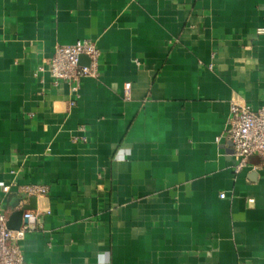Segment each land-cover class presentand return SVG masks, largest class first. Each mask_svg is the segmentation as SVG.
<instances>
[{
	"label": "crops",
	"instance_id": "obj_1",
	"mask_svg": "<svg viewBox=\"0 0 264 264\" xmlns=\"http://www.w3.org/2000/svg\"><path fill=\"white\" fill-rule=\"evenodd\" d=\"M261 29L264 0H0V204L36 214L25 264H264V161L236 173L225 137L232 101L264 107ZM80 39L99 75L73 92L39 68Z\"/></svg>",
	"mask_w": 264,
	"mask_h": 264
},
{
	"label": "built area",
	"instance_id": "obj_2",
	"mask_svg": "<svg viewBox=\"0 0 264 264\" xmlns=\"http://www.w3.org/2000/svg\"><path fill=\"white\" fill-rule=\"evenodd\" d=\"M259 33L264 34V29L259 30ZM82 57H86L89 64H82ZM100 57L101 51L91 39H80L69 45L57 44L53 56L46 65L39 68V71L47 70L55 85L64 82L73 92H78L85 78L98 77ZM129 87L130 84H127L126 88ZM81 130L86 129L82 127ZM225 137L232 144L237 161L236 173L248 166V159L251 156H257L264 161V107L253 110L247 104L232 101ZM220 139L217 138L216 142L219 143ZM83 140L86 139L83 138ZM12 188H16L17 192L23 196L21 203L50 193L48 185L20 186L16 183L4 186L3 193L10 194ZM220 197L224 199L225 194H221ZM15 210L18 209L9 210L0 204V264H25L23 242L27 234L35 229V225L30 222L31 219L36 218L33 210L24 211L22 224L18 230L11 229L10 217Z\"/></svg>",
	"mask_w": 264,
	"mask_h": 264
},
{
	"label": "water",
	"instance_id": "obj_3",
	"mask_svg": "<svg viewBox=\"0 0 264 264\" xmlns=\"http://www.w3.org/2000/svg\"><path fill=\"white\" fill-rule=\"evenodd\" d=\"M81 63H82V64H89V60H88L86 57H82V58H81ZM231 146H232V144H231ZM25 210H26V209L21 210V211H18V212H16L15 214H13V215L11 216V218H10V222H9V227H10L11 229L18 230V229L21 227V224H20L19 226H17V227L14 226V220L16 219L17 216H19L20 219L22 220V218H23V214H24V211H25ZM30 222H31V223H34V222H35V219H34V218L31 219Z\"/></svg>",
	"mask_w": 264,
	"mask_h": 264
}]
</instances>
